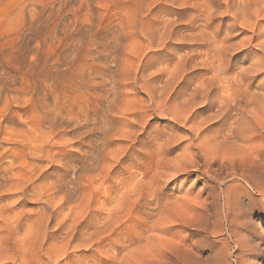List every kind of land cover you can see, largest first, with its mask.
Wrapping results in <instances>:
<instances>
[{
    "label": "bare ground",
    "instance_id": "6f19581e",
    "mask_svg": "<svg viewBox=\"0 0 264 264\" xmlns=\"http://www.w3.org/2000/svg\"><path fill=\"white\" fill-rule=\"evenodd\" d=\"M72 1L33 6L24 0L0 18L1 24L9 25L0 31V247L13 256L3 258L4 264L33 262L14 256L20 250L15 236L21 227L29 230L36 224L44 235L48 231L51 237L68 238V245L77 237L97 239L113 226L121 231L136 214H143L146 230L158 229L170 207L162 179L168 182L190 174L189 169L223 165L238 139L254 137L264 125V77L253 85L264 73V0L187 2L194 31L179 36L171 20L159 27L150 22L157 33H143L144 49L156 45L157 52L162 51L173 40L183 51L171 59L174 67L169 71L162 61L152 70L154 65L143 60L144 49L119 52L132 36L97 28L94 8L82 13L90 24L69 33L43 32ZM157 1L146 2L147 8ZM16 8L24 15L19 29L11 23ZM69 11L78 16L73 6ZM66 17L60 18V25ZM198 20L202 23L196 24ZM92 26L97 29L90 31ZM236 29L239 33L232 34ZM205 45L212 52H200ZM259 50L261 57L251 56ZM136 90L147 99H136ZM157 114L168 115L173 129L181 130L184 142L172 158L173 129L140 138L148 116ZM151 135L149 166L137 178L136 159ZM114 164L122 168V175L129 173L127 184L114 176L117 185L123 183L118 203L113 186H106L99 205L88 186L110 179ZM28 199L41 207L32 221L22 222L25 216L18 209ZM112 201L114 207L107 208ZM64 209L69 212L62 214ZM52 220L62 234H50ZM120 238L131 240L128 233ZM78 255L74 251L63 260L38 259L34 264L119 263L115 257H96L94 250L87 258Z\"/></svg>",
    "mask_w": 264,
    "mask_h": 264
},
{
    "label": "rangeland",
    "instance_id": "374dc122",
    "mask_svg": "<svg viewBox=\"0 0 264 264\" xmlns=\"http://www.w3.org/2000/svg\"><path fill=\"white\" fill-rule=\"evenodd\" d=\"M23 1L0 0V18L12 4L16 6ZM53 1L30 0V5L35 6ZM150 1L73 0L70 6L64 7L60 15L55 16L54 21L46 28H42V31L63 34L77 30L81 24H90L91 21L86 20L87 18L82 15L88 7L94 8L96 11L94 21H98L97 28L104 30L114 28L118 29H113L114 31L132 36L131 39H126L122 43L119 51L122 53L130 54L129 50L131 49H144L142 47V43H145L143 33L149 31L157 33L154 27H159L162 23H167L170 20L174 27L176 26L174 31L177 36L181 33L189 34L194 31L190 25L192 10L189 6L199 0H181L182 2L172 0L171 3V0H158L151 6L152 8H147L146 2ZM187 2L190 4L192 2V4L185 7ZM86 3L88 6L85 5ZM71 6L79 11L78 16L70 15ZM14 13L11 23L19 29L24 24V15L19 13L18 8ZM34 13V10H31L33 16L36 15ZM130 13L135 14L131 21L127 18ZM62 17L66 18L60 25L59 20ZM150 22L154 23L153 28L149 24ZM217 22L218 20L212 22V26H215ZM201 23L200 20L196 21V24ZM177 25H179L178 28ZM8 27V24L0 23V31ZM97 28L92 26L89 30L93 31ZM238 33L237 29L232 31V34ZM168 44L169 48L158 52L157 48L160 47L156 45L150 49H144L143 60L154 65L152 70L160 66V61L164 62L163 66L167 71L172 70L174 63L171 62V59L183 53L180 48H176L173 40ZM200 49L202 53L212 52L209 45ZM244 54H248V52ZM250 54L254 58L262 55L260 50L250 52ZM166 57H169L168 61H164ZM239 61H242L241 56ZM263 77L264 73L257 77L253 85L261 82ZM134 96L136 99H147L143 92H137V90ZM262 120L264 124V117ZM174 127V123L168 115L157 114L156 117L149 115L145 132L140 135V138L160 131L169 132L168 130H172ZM173 133L176 138L169 148L170 153L172 152L169 153L170 158L180 151L179 147L184 142L181 130L173 129ZM262 134L264 135V125L256 129L254 137L238 139L235 148L225 154L223 165L218 166L215 163L208 169L203 166L200 167L202 171L189 169L190 174H180L176 179L168 182H164L162 179L164 197L170 203V207L165 210L164 217L162 216L165 221L162 220L163 223L156 230H146L145 224L142 222L143 214H136L130 219L131 224L124 226L121 231V228L117 229L116 226H113L109 232L99 235L97 239L77 237L68 245V238L51 237L48 231L44 235L43 231H40L35 224L29 227V230L26 227H21L17 232L15 237L19 241L17 245L20 250L16 254L17 256H14L20 260L23 258L26 261H33L30 264H34L38 259L63 260L68 253L74 251L77 252V255L79 254L77 257L87 258L94 250L96 257H115L120 264H264V136ZM153 136L146 138V144L142 146L144 153L139 156V160L136 159L140 162V169L135 172L137 178L142 176L139 172L149 166L147 165L149 162L147 154L153 150ZM135 146L136 144L132 146L131 152L134 151ZM174 151L176 152L174 153ZM125 158L129 161L130 156ZM140 160L144 162V165ZM121 170L122 168L119 170V166L114 164L110 179L102 182L96 178L97 181L90 184V187L88 186V189L92 191L93 200L98 199L94 201L99 204L104 199L103 188L113 186L115 200L118 203L117 200L123 192L122 185L123 183L127 184L129 177V173L124 171L122 175ZM114 176H119L123 183L117 185L119 179ZM40 204L33 199L26 200V203L18 209L25 216L22 222L26 221V218H30L32 221L35 212L41 207ZM114 204L116 203L112 201L107 205V208L114 207ZM79 208V206L75 207L74 211ZM68 212V209H64L62 214ZM2 216L9 218L10 214ZM56 223V220L49 222L50 234L63 233L62 230L57 229ZM121 233H128L131 240L126 241L125 238H120ZM21 240L24 243L21 244ZM25 240L28 242L26 243ZM101 244L100 251H97L96 247ZM11 252L0 247V260L5 257H13ZM0 264H4L3 260L0 261Z\"/></svg>",
    "mask_w": 264,
    "mask_h": 264
}]
</instances>
